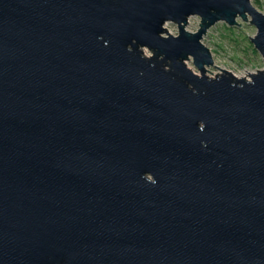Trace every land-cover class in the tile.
<instances>
[{
  "label": "water",
  "instance_id": "1",
  "mask_svg": "<svg viewBox=\"0 0 264 264\" xmlns=\"http://www.w3.org/2000/svg\"><path fill=\"white\" fill-rule=\"evenodd\" d=\"M238 17L264 59L251 0H0V264H264V69L202 42Z\"/></svg>",
  "mask_w": 264,
  "mask_h": 264
},
{
  "label": "rangeland",
  "instance_id": "2",
  "mask_svg": "<svg viewBox=\"0 0 264 264\" xmlns=\"http://www.w3.org/2000/svg\"><path fill=\"white\" fill-rule=\"evenodd\" d=\"M251 1L264 13V0ZM238 22L241 26L238 24L231 26L224 21L217 22L203 36L202 42L210 49L215 65L212 64L206 67L207 76L216 77L217 73L220 75L225 72L221 69H225L235 76L241 74L250 79L248 73L264 69V59L251 40L256 35L257 28L241 17H238ZM200 23V16H191L186 28L195 32L199 29ZM165 27L170 34H178L177 23L169 21L165 23ZM163 35H168V33L164 32ZM143 50L145 55H152L148 48L145 47ZM186 63L194 72L201 74L200 70L194 65L192 57Z\"/></svg>",
  "mask_w": 264,
  "mask_h": 264
},
{
  "label": "bare ground",
  "instance_id": "3",
  "mask_svg": "<svg viewBox=\"0 0 264 264\" xmlns=\"http://www.w3.org/2000/svg\"><path fill=\"white\" fill-rule=\"evenodd\" d=\"M249 75V73H248ZM237 77H245L244 75H241V74H236Z\"/></svg>",
  "mask_w": 264,
  "mask_h": 264
}]
</instances>
